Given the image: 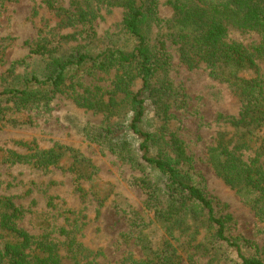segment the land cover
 <instances>
[{"label":"rangeland","instance_id":"obj_1","mask_svg":"<svg viewBox=\"0 0 264 264\" xmlns=\"http://www.w3.org/2000/svg\"><path fill=\"white\" fill-rule=\"evenodd\" d=\"M155 1L154 19L144 32L153 54L168 56V64L152 78L155 86L158 80L168 83L163 94L168 118L156 114L143 91L145 115L137 128L172 131L184 142L192 182L203 189L218 216H231L228 236L248 240L240 241L245 255L264 258V221L224 183L210 160L220 136L234 143L244 131L235 124L237 94L211 77L204 65L188 67L181 61L171 37L175 11L166 0ZM79 12L84 20L75 17ZM125 12L108 0H0V199L20 211L15 226L32 242L58 246L62 264H131L154 254L167 240L176 249V264H239L233 249L214 241L213 226L174 221L168 234L158 217L168 199L167 181L141 159L142 138L130 127V97L116 87L117 77L124 74L135 94L141 87L136 67L101 70L94 61L102 52L128 54L136 45L124 29ZM226 41L253 47L260 36L230 27ZM36 44L42 52L33 51ZM80 53L87 60L70 65L59 85L46 81L53 58ZM254 61L255 69L244 68L239 75L259 77L264 88V57ZM11 90L27 96L19 99ZM83 100L91 107L83 106ZM250 137V149L239 151L245 162L255 156L264 124ZM50 149L56 150L57 160L46 167L34 159L10 157L11 152L34 156ZM160 150L167 148L154 143L147 155L155 157ZM6 237L0 235V242Z\"/></svg>","mask_w":264,"mask_h":264},{"label":"trees","instance_id":"obj_2","mask_svg":"<svg viewBox=\"0 0 264 264\" xmlns=\"http://www.w3.org/2000/svg\"><path fill=\"white\" fill-rule=\"evenodd\" d=\"M110 4L121 5L126 9L124 29L136 39V45L125 54L121 51L102 52L94 59L96 66L107 70L114 65L136 67L141 87L134 94L126 84V75L117 77L118 90L130 97L134 109L131 119V130L142 138L138 151L147 164L153 166L166 178L167 195L164 211L158 212L166 233L171 234L173 222L181 221L191 225L196 222L209 224L214 228L213 239L224 248L233 249L239 264H264V258L247 256L241 250V238H230L227 226L230 215H217L214 207L203 189L192 182L188 170L191 158L186 153L184 142L172 131L157 133L139 130L137 124L145 115L146 98L141 96L144 91L154 110L164 120L168 118L169 102L163 97L168 83L158 80L159 86L152 83L156 73L168 64V56L157 58L150 49L145 27L155 15V0H108ZM175 11L171 37L178 46L181 61L188 67L204 65L211 77L227 83L234 89L240 102L237 126H244V131L233 143V139L218 138L210 153L211 163L220 178L231 189L240 194L254 210L259 220L264 221V137L259 139L254 148L255 156L245 162L241 160L240 150L250 149L253 138L250 137L254 128L264 124V88L259 77L245 78L240 76L244 68L255 69V56L264 57V0H166ZM54 7L52 4H48ZM78 21L84 20L82 13L75 15ZM230 27L243 31H252L260 36L257 46L246 47L237 42L226 41ZM160 43V49H163ZM43 47L36 44L34 52H42ZM84 53L73 54L66 58H53L50 62V73L46 81L59 85L66 69L73 64H81L87 60ZM128 72V71H127ZM136 77V73L133 74ZM132 77V74H130ZM35 82L38 80L33 78ZM19 93V99L27 96L25 91L11 90ZM129 99V98H127ZM171 101V100H170ZM180 101H183L181 96ZM83 106L91 107L87 100ZM107 131V130H106ZM163 145L167 150H160L155 157L147 155L152 144ZM233 143L232 147H229ZM14 161L33 160L39 166L55 164L56 150L39 151L34 156H21L12 153ZM185 167V168H184ZM155 192L151 191L149 198ZM191 211V212H190ZM20 211L13 208L8 200L0 199V235L7 236L0 242V264H62L58 246L53 242L40 240L32 242L25 231L16 228L15 219ZM198 226L192 230H197ZM243 242V243H244ZM249 243V242H248ZM176 249L167 240L161 249L154 254H147L146 259L133 261L131 264H176Z\"/></svg>","mask_w":264,"mask_h":264}]
</instances>
